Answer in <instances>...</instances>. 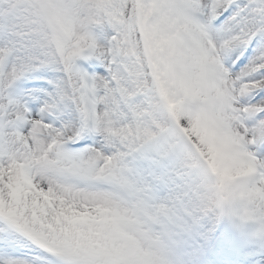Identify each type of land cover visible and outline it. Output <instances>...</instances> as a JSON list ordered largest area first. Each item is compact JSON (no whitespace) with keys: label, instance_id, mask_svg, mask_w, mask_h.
<instances>
[{"label":"snow or ice","instance_id":"6c2138e0","mask_svg":"<svg viewBox=\"0 0 264 264\" xmlns=\"http://www.w3.org/2000/svg\"><path fill=\"white\" fill-rule=\"evenodd\" d=\"M0 264H264V0H0Z\"/></svg>","mask_w":264,"mask_h":264}]
</instances>
